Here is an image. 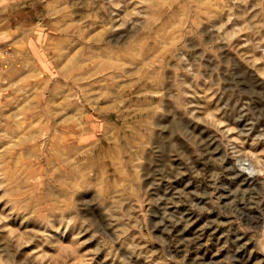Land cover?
Listing matches in <instances>:
<instances>
[{"label":"rangeland","instance_id":"rangeland-1","mask_svg":"<svg viewBox=\"0 0 264 264\" xmlns=\"http://www.w3.org/2000/svg\"><path fill=\"white\" fill-rule=\"evenodd\" d=\"M0 264H264V0H0Z\"/></svg>","mask_w":264,"mask_h":264},{"label":"bare ground","instance_id":"bare-ground-1","mask_svg":"<svg viewBox=\"0 0 264 264\" xmlns=\"http://www.w3.org/2000/svg\"><path fill=\"white\" fill-rule=\"evenodd\" d=\"M236 160L238 161L239 159H236ZM236 160L233 161L234 163L230 167L231 171L227 172L228 174H232V179H240V182L242 180L243 183H246V184H250L252 182L255 183V181L257 182L255 176H256V174L258 173L259 170L254 168V166L251 163H249V162H247L245 164L244 161H241V162L238 161L237 162ZM248 188H250V187H248ZM248 190H250V189H248Z\"/></svg>","mask_w":264,"mask_h":264}]
</instances>
